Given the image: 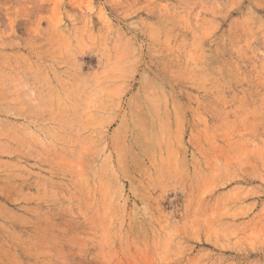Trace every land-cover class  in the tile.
Segmentation results:
<instances>
[{
    "label": "rangeland",
    "instance_id": "374dc122",
    "mask_svg": "<svg viewBox=\"0 0 264 264\" xmlns=\"http://www.w3.org/2000/svg\"><path fill=\"white\" fill-rule=\"evenodd\" d=\"M0 264H264V0H0Z\"/></svg>",
    "mask_w": 264,
    "mask_h": 264
}]
</instances>
